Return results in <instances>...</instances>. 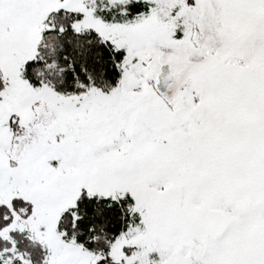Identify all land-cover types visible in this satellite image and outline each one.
Returning a JSON list of instances; mask_svg holds the SVG:
<instances>
[{"label":"snow or ice","instance_id":"1","mask_svg":"<svg viewBox=\"0 0 264 264\" xmlns=\"http://www.w3.org/2000/svg\"><path fill=\"white\" fill-rule=\"evenodd\" d=\"M0 264H264V0H0Z\"/></svg>","mask_w":264,"mask_h":264}]
</instances>
